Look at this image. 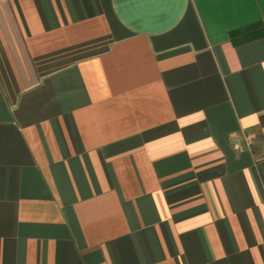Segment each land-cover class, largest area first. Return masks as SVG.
<instances>
[{"label": "crops", "instance_id": "obj_1", "mask_svg": "<svg viewBox=\"0 0 264 264\" xmlns=\"http://www.w3.org/2000/svg\"><path fill=\"white\" fill-rule=\"evenodd\" d=\"M0 264H264V0H0Z\"/></svg>", "mask_w": 264, "mask_h": 264}]
</instances>
